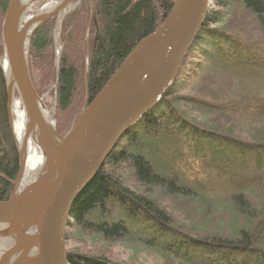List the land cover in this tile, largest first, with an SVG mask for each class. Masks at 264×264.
<instances>
[{"label": "trees", "instance_id": "1", "mask_svg": "<svg viewBox=\"0 0 264 264\" xmlns=\"http://www.w3.org/2000/svg\"><path fill=\"white\" fill-rule=\"evenodd\" d=\"M8 2L0 0V65ZM172 2L72 0L55 23L58 29L54 25L58 65L52 52L55 18L35 31L27 67L32 77L37 62L41 77L52 83L47 92L56 91L59 134L162 23ZM211 3L173 84L118 140L75 198L65 239L78 237L110 253L112 246L125 247L161 264H264V0ZM190 84L203 87L191 89V97L183 93ZM188 106L207 121L190 120ZM18 164L0 67V200L10 197L8 180L16 178ZM164 201L183 210L187 225L176 223ZM66 262L128 264L102 251H66Z\"/></svg>", "mask_w": 264, "mask_h": 264}, {"label": "water", "instance_id": "2", "mask_svg": "<svg viewBox=\"0 0 264 264\" xmlns=\"http://www.w3.org/2000/svg\"><path fill=\"white\" fill-rule=\"evenodd\" d=\"M51 1L57 4L39 12ZM39 2L34 14L27 15ZM71 2L9 0L2 19L6 115L19 167L16 178L8 180L10 197L0 200V264H67L65 229L71 205L118 140L173 84L211 4V0H173L162 23L134 46L100 91L85 101L73 126L60 135L34 88L27 61L34 32L52 16L60 18ZM85 66L86 75L87 57ZM15 92L23 113L20 144L10 113ZM27 139L41 152L42 164L24 180Z\"/></svg>", "mask_w": 264, "mask_h": 264}, {"label": "rangeland", "instance_id": "3", "mask_svg": "<svg viewBox=\"0 0 264 264\" xmlns=\"http://www.w3.org/2000/svg\"><path fill=\"white\" fill-rule=\"evenodd\" d=\"M41 4V2L36 3L32 6L31 10L29 12H27V15H32L34 14L36 8ZM212 7V3L210 4V8ZM209 8V9H210ZM51 18H55L53 20V26H52V30H51V34H52V52H53V56L55 58L56 64L58 65L59 62V58H60V49L58 47L57 41L59 40V32H58V25H55V23L57 22V20L59 18H57V16H52ZM50 18V19H51ZM49 20V19H48ZM47 20V21H48ZM46 21V22H47ZM57 28H55L54 27ZM35 33V32H34ZM87 34V33H86ZM33 37V36H32ZM29 56V55H28ZM1 67V65H0ZM40 68L38 67L37 62H35L34 64V68H32V82L33 85H36L39 89V93H40V98L42 99L44 105L46 106L49 115L51 117V120L54 122L55 127L57 129V108H56V91H49L47 92V88L52 86L51 81H47L44 80L41 77V70H39ZM203 86L200 85L201 89ZM191 89H195L198 92L200 91L197 87V85L193 88H191V84L190 87L186 90H183V93L185 95H191ZM197 94V93H195ZM192 97V95H191ZM184 111L187 113L188 118L191 120H194L195 122H203V121H207V118L205 116L200 115L198 112H196L194 109H192L191 107H184ZM8 122V120H7ZM220 123L222 122L224 124V120L219 121ZM70 124H72V121L70 122ZM9 125V124H8ZM67 126L70 125H63L60 128V133L64 134L67 132ZM10 131V130H9ZM244 131L248 132L251 131L250 129H248L247 127H245ZM61 135V134H60ZM12 192V191H11ZM169 202L168 201H164L163 205H165L168 209L172 210L174 212V214L176 215L175 217V221L178 225H187V222L185 221L186 215L182 212L183 210H178L176 208H174L172 205L170 207H168ZM225 218V216H221V221H223V219ZM213 222H216V218L212 217L211 218ZM222 228V227H219ZM225 229H227L228 227H224ZM68 237H66L65 239V247H66V251L67 252H74V251H79V252H83V253H89V252H96V253H100V251L104 252V254L111 260H116V261H123V262H127L128 264H131V261H133L135 264H161V261L151 255L148 254H144V253H133L130 249L125 248V247H121V246H112V250L111 253L107 252V251H103V250H99V247L97 244L93 245L91 243L85 244L82 243L79 239H77L78 237H74V238H70L67 239ZM83 238V237H82ZM86 238V237H85ZM133 253V255H132ZM137 255V256H134ZM131 260V261H129Z\"/></svg>", "mask_w": 264, "mask_h": 264}, {"label": "bare ground", "instance_id": "4", "mask_svg": "<svg viewBox=\"0 0 264 264\" xmlns=\"http://www.w3.org/2000/svg\"><path fill=\"white\" fill-rule=\"evenodd\" d=\"M24 3H27L29 0H22ZM57 4V1H51L45 3L40 9L39 12H45L50 8L54 7ZM34 25H32L33 27ZM5 73L7 72L6 66L3 65ZM10 113L12 118V131L16 141L20 144L23 142V113L19 99L13 94V99L10 101ZM26 156H25V167H24V180L31 179L33 175L38 171L42 164V154L37 148L36 144L31 140H26Z\"/></svg>", "mask_w": 264, "mask_h": 264}]
</instances>
